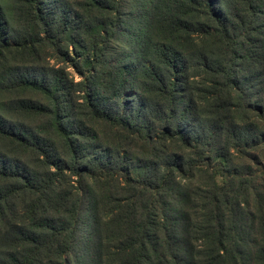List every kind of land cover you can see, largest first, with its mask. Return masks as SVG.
<instances>
[{"label": "trees", "instance_id": "16d2710c", "mask_svg": "<svg viewBox=\"0 0 264 264\" xmlns=\"http://www.w3.org/2000/svg\"><path fill=\"white\" fill-rule=\"evenodd\" d=\"M0 264H264V0H0Z\"/></svg>", "mask_w": 264, "mask_h": 264}]
</instances>
